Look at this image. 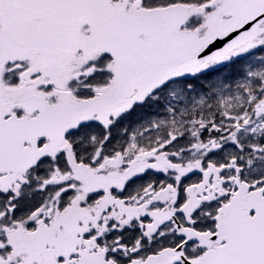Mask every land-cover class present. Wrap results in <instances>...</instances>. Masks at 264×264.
Instances as JSON below:
<instances>
[{
	"label": "snow or ice",
	"instance_id": "obj_1",
	"mask_svg": "<svg viewBox=\"0 0 264 264\" xmlns=\"http://www.w3.org/2000/svg\"><path fill=\"white\" fill-rule=\"evenodd\" d=\"M0 264H264V0H0Z\"/></svg>",
	"mask_w": 264,
	"mask_h": 264
}]
</instances>
